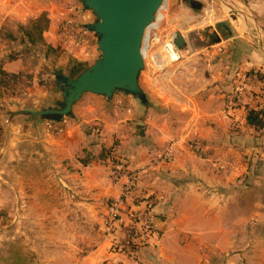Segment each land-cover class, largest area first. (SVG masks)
<instances>
[{
	"label": "crops",
	"instance_id": "crops-1",
	"mask_svg": "<svg viewBox=\"0 0 264 264\" xmlns=\"http://www.w3.org/2000/svg\"><path fill=\"white\" fill-rule=\"evenodd\" d=\"M66 8L67 2L51 0H0V67L6 75L29 82L32 87L24 96L34 107L58 96L36 81L43 78L49 83L47 79L53 78L47 72L42 78L32 77L31 57L22 54L24 46L13 25L46 16L44 42L53 46ZM228 8V35L212 30L219 42L195 48L179 36L176 39L182 41L179 59L173 56L176 93L165 83L169 73L156 77L146 67L141 81L149 107L124 95L108 101L87 94L75 106L74 118L61 123L11 118L0 110V202L9 190L5 165L15 168L23 161L30 174L40 176L44 170L53 176L52 167L58 163L62 183L72 187L78 206L98 214L103 226L126 184L125 177L115 180L112 175L113 165L121 164L138 172V181L130 199L119 207L112 233L78 264H237L246 258L241 246L247 239L257 240L254 227L250 232L246 226L258 223L256 216L264 208V127L248 124L251 112H264V0H231ZM89 22L88 18L82 25ZM32 52L40 66L52 64L40 48ZM95 52L77 54L75 59L89 66ZM157 60L160 65L162 59ZM67 64L68 59L60 61L66 69ZM253 75L258 76L248 88L253 97H247L246 106L232 109L240 77L252 80ZM159 81L165 82L159 85ZM173 94L176 106L169 99ZM169 107H176L173 124L161 113ZM84 150L109 155L84 165ZM167 150L172 158L158 163ZM12 184L16 191L18 183ZM131 208L149 209L155 232L137 241L136 252L128 254L118 244L127 236ZM113 244L116 251L110 250ZM229 252L237 254L229 258Z\"/></svg>",
	"mask_w": 264,
	"mask_h": 264
},
{
	"label": "rangeland",
	"instance_id": "rangeland-1",
	"mask_svg": "<svg viewBox=\"0 0 264 264\" xmlns=\"http://www.w3.org/2000/svg\"><path fill=\"white\" fill-rule=\"evenodd\" d=\"M51 1L55 3L67 2L66 10L68 11L64 23L58 24V34H56V38H52L53 46L46 44L43 37L49 24L46 27L45 22L39 23L41 29L44 28L41 34L34 29L33 25L39 19L30 21L23 26L13 25L15 28L17 27L20 41L24 46L22 54L31 57L34 70L32 77L36 78H42L43 72H47L51 76L52 66L58 67L60 61L66 59L69 62L67 64L68 73L71 68H76L78 65H81L80 69H84L88 64L77 61L75 56L77 54L80 56L82 53L93 55L94 50L96 51V39L82 25L88 18L92 22L91 14L82 11L78 0ZM194 1L202 3V10L193 9L189 0H165L156 22L147 30L145 36L144 44L146 46L148 33L153 29L151 33L155 38L147 60L145 58L146 70L156 77L169 73L168 80L166 82L159 81V85L165 82L175 93L176 58L174 57L176 56L172 50L170 53L166 46L171 42H176L179 36V38L190 42L192 47L202 48L213 42L212 30L218 31L222 36L224 33L225 35L229 33L228 6L231 0H214V3L211 0ZM177 10L183 12L179 13ZM233 10L238 9L234 7ZM208 26H211L210 29H207ZM27 33L32 35L33 43L26 37ZM6 35L13 37L9 33ZM23 38L28 41L30 47L23 44ZM37 48L41 49L42 54L44 53L52 64L39 65V62L34 59L35 57L33 58L32 52ZM154 56L162 59L160 65L156 62L155 65L153 64ZM144 78H146L145 73L143 80ZM32 80L31 78V82ZM39 80L36 81L42 82L41 85L55 88L53 79H47L49 83H46L43 78L41 81ZM150 82L154 85L157 83L156 81ZM31 87L27 80H17L13 76H8L0 67V110L9 113L13 110L16 112L22 109H40V106H32L28 101L30 98L24 96L27 89ZM173 95L175 96L169 99L176 106V94ZM163 112L168 115L170 124L176 122V107L175 110L169 107L168 110L161 113ZM21 162L15 168L12 163L5 165L9 190L0 202V264H78L99 246L104 237L112 233L111 230L106 232V224L102 226L97 219L98 214L78 206V199L72 191V187H66L62 183L61 179L64 173L61 172L60 164L55 163V166L52 167L53 176L51 171L47 173L44 170L40 176H36V172L30 174L27 163ZM63 181L65 182L64 179ZM13 182L18 183L16 191L12 188ZM18 199L19 201H17ZM261 200L264 202V194H262ZM256 218L258 223L255 225L250 223L246 227L250 232L254 227L257 240L253 242L250 238L243 243L241 249L244 250L246 258L243 257L237 264H264V208L260 210V216H256ZM113 249H118L116 244L110 247L111 251ZM229 253V258H234V255L237 254L236 252Z\"/></svg>",
	"mask_w": 264,
	"mask_h": 264
},
{
	"label": "water",
	"instance_id": "water-1",
	"mask_svg": "<svg viewBox=\"0 0 264 264\" xmlns=\"http://www.w3.org/2000/svg\"><path fill=\"white\" fill-rule=\"evenodd\" d=\"M78 1L82 11L93 17L92 22L83 27L96 39L95 59L75 76L68 73L65 66H52L50 74L58 98L40 106V109L9 112L11 118L61 123L67 118H74L75 106L87 94L108 101L117 95H124L144 107L150 106V97L141 81L146 69L143 47L146 32L156 22L165 0ZM189 4L195 10L202 8L198 1L189 0ZM211 38L213 42L220 40L216 33ZM179 42L177 40L168 45L170 50L175 47L177 59Z\"/></svg>",
	"mask_w": 264,
	"mask_h": 264
},
{
	"label": "built area",
	"instance_id": "built-area-1",
	"mask_svg": "<svg viewBox=\"0 0 264 264\" xmlns=\"http://www.w3.org/2000/svg\"><path fill=\"white\" fill-rule=\"evenodd\" d=\"M151 31L149 32L147 38L146 52H145L146 59L148 58V54L152 49L151 46L155 38V36H153ZM166 48L168 50V46H166ZM153 62L155 63L154 58H153ZM249 79L250 78L248 76L240 77L239 80L240 83L238 84L235 90L236 98L233 100L232 104L230 105L232 109H234L235 105H239V104L246 106L247 97H253L252 92H250L248 88L251 86L253 82L258 81L257 80L258 76L253 75L252 80ZM171 158H172V152L171 150H167L163 154V156L158 158L157 162L159 163L160 161H169ZM112 175L115 180L125 177L126 184L124 186L121 199L118 202L113 203L109 208V212L107 213L106 230L108 232L112 230L114 224L118 222L117 220L120 217L119 207L130 199L132 190L135 187L139 177L138 172L128 170L126 169V167H124L121 164L113 165ZM128 217H129L130 226L128 227L127 236L124 238V241L118 245L120 250L125 251L128 254H133L134 252H136L135 247L137 241L142 242L144 238L154 234L155 222L152 217V212L147 208L145 210L131 208Z\"/></svg>",
	"mask_w": 264,
	"mask_h": 264
},
{
	"label": "trees",
	"instance_id": "trees-1",
	"mask_svg": "<svg viewBox=\"0 0 264 264\" xmlns=\"http://www.w3.org/2000/svg\"><path fill=\"white\" fill-rule=\"evenodd\" d=\"M45 22V26H48V20L46 19L45 16H42L37 22L33 23L34 25V29L39 33H43V29H41L39 23H44ZM30 42H34L32 39V35L27 33L26 36ZM182 41H180V46L182 45L181 43ZM81 65L76 66V68H71L70 73L72 76L77 75L80 71H82L83 69H80ZM262 79V77L260 78ZM248 124L250 126H253L256 129H261L264 127V112L261 111H256V112H251L248 116ZM84 155H85V160H82V163L85 165L87 163V161H92V159H100V160H105V158L108 157L109 154H105V151H102L98 156H94L91 152L84 150ZM137 247V246H136ZM135 247V250H136Z\"/></svg>",
	"mask_w": 264,
	"mask_h": 264
},
{
	"label": "bare ground",
	"instance_id": "bare-ground-1",
	"mask_svg": "<svg viewBox=\"0 0 264 264\" xmlns=\"http://www.w3.org/2000/svg\"><path fill=\"white\" fill-rule=\"evenodd\" d=\"M227 7V6H226ZM238 9V8H237ZM240 10H242V9H240ZM226 11V10H225ZM244 11V10H243ZM233 12V11H232ZM240 14V13H239ZM245 14H247V13H245ZM235 15V14H234ZM239 16V15H238ZM245 16V15H244ZM240 22V21H239ZM159 28V27H158ZM157 28V29H158ZM157 29H155V30H157ZM145 41V40H144ZM145 45V44H144ZM169 46H168V50H169ZM172 48V47H171ZM172 52L174 53V55L176 56V49H175V47L174 48H172ZM170 51V50H169ZM146 46H144L143 47V53H144V55H146ZM171 53V52H170ZM145 58H146V56H145ZM154 61L158 64V63H160V62H158V60H157V58H156V56H154ZM159 65V64H158Z\"/></svg>",
	"mask_w": 264,
	"mask_h": 264
}]
</instances>
